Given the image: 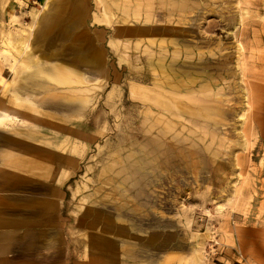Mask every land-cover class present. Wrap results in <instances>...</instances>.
<instances>
[{"label":"rangeland","instance_id":"rangeland-1","mask_svg":"<svg viewBox=\"0 0 264 264\" xmlns=\"http://www.w3.org/2000/svg\"><path fill=\"white\" fill-rule=\"evenodd\" d=\"M27 38L33 60L100 65L31 92ZM18 84L31 94L12 104ZM8 97L0 252L15 241V264H264V0H0Z\"/></svg>","mask_w":264,"mask_h":264},{"label":"bare ground","instance_id":"bare-ground-1","mask_svg":"<svg viewBox=\"0 0 264 264\" xmlns=\"http://www.w3.org/2000/svg\"><path fill=\"white\" fill-rule=\"evenodd\" d=\"M153 28H154V26H153ZM63 39H64L63 36L59 37L57 39L56 43L53 42V40H52V42L50 40V42H48V44L46 46L50 47L52 45L51 47L53 48L56 46L57 43L60 44V42ZM40 40H42V38H40ZM32 41H33V38L32 39L27 38L24 40V42L22 41L23 45L19 48L18 53L23 56V59H22L21 63H19V68L16 70V71H18V75H20L21 73H23V74L25 73L24 71L26 68H33V70L30 69L31 71L25 73L24 76L21 77V78H24L23 81L26 80V82H29L28 83L29 87L33 89V91L31 90V92L37 91L38 89H41V90L46 89L45 91H47L49 93L50 90L53 89L52 88L53 86L50 85L51 83L49 84L43 77L42 78L39 77L40 75H43L44 77L55 82L56 85L66 84L71 79L70 74L74 73V75H77L79 73V71H81V69H82L81 66H84L85 68L90 67L92 69H95L97 66H99L100 62H99L98 58L94 55H91V56L76 55L72 58H69L68 55H65V54L63 55V54H57V53L56 54L49 53L48 55H41L42 57L38 56L37 57L38 60H33L32 57L30 56L29 52H28V49L32 48ZM172 60H173V58H172ZM44 64H50V68L46 67V65H44ZM175 66H177V64ZM23 68H24V70H23ZM165 69H167V68H165ZM78 77H79V74H78ZM81 79H82V77H81ZM93 86H95V85H93ZM19 91H23L24 94H26V95H24L23 97H21L20 95H17L16 92H19ZM23 92H21V93H23ZM27 94L28 95L31 94L30 90H28V88L25 85H19L18 84V86H16V89L14 88V97H13L14 103L16 100L21 101V100H23V98L24 99L29 98ZM50 97H51V95H50ZM62 98H63V96H62ZM46 99H48V97ZM75 99H79L78 101H80V102L84 101L83 98L78 97V96ZM57 105H59V104L57 103ZM49 106H51V104ZM61 107L67 108L68 107V101H65L64 103H62ZM53 108H55V107H53ZM11 116L12 117L15 116V113L11 109H9L5 106H0V121L1 122L8 120L9 117H11Z\"/></svg>","mask_w":264,"mask_h":264},{"label":"crops","instance_id":"crops-1","mask_svg":"<svg viewBox=\"0 0 264 264\" xmlns=\"http://www.w3.org/2000/svg\"><path fill=\"white\" fill-rule=\"evenodd\" d=\"M42 37H43V35L42 34H40ZM51 42H52V39H51ZM54 42V41H53ZM62 42V41H61ZM60 42V43H61ZM33 44V43H32ZM59 43H57L56 45H58ZM40 46H43V45H41L40 44ZM52 46V45H51ZM50 46V48H52ZM46 47V46H45ZM80 55H84V54H80ZM98 58V57H97ZM98 60H99V62H100V58H98ZM99 65H100V63H99ZM82 67V69L81 70H83L84 69V66H81ZM10 97H8V98H2V100L0 101V106H5V101L7 100V99H9ZM12 104H14V99H13V97H12ZM38 233H41V230H38ZM15 244V241H10V242H8L7 243V245H8V247L6 248V251H4V254H1V252H0V260H2L3 259V257L2 256H5L6 254H11V252L13 251V247H11L12 245H14ZM42 244V248H45L44 247V243L42 242L41 243ZM11 256H12V258H10V259H8L7 261H8V263L9 264H15V260H16V258H15V250L13 251V253L11 254ZM1 262L2 261H0V264H1ZM2 264H4V263H2ZM40 264H45L44 262H42V263H40Z\"/></svg>","mask_w":264,"mask_h":264}]
</instances>
